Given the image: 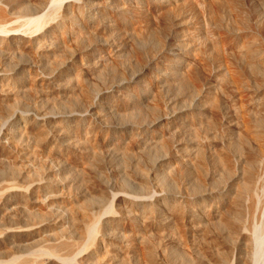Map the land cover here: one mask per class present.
<instances>
[{"label":"bare ground","instance_id":"6f19581e","mask_svg":"<svg viewBox=\"0 0 264 264\" xmlns=\"http://www.w3.org/2000/svg\"><path fill=\"white\" fill-rule=\"evenodd\" d=\"M0 1L10 5H0V72L14 74L0 77V121L15 117L0 137V264H264V157L254 151L247 133L239 140L235 133L234 143L218 154L180 144L182 163L176 166L160 140L165 133L159 132L160 138L146 125L129 133L146 166L134 163L133 174L115 171V157L105 158L98 145L82 138L99 132L106 149L132 165L135 149L126 150L124 141L120 145L118 133L134 126L142 104H151L146 87L107 90L102 108L88 104L89 120L52 117L81 109L67 84L77 71L57 57L56 36L69 29L70 20L89 26L103 18L110 24L109 16L75 8L39 33L19 34L31 7L42 10L47 0ZM107 2L126 11L125 0ZM250 54L255 58V51ZM39 66L53 76L42 78L35 70ZM261 69L264 75V64ZM30 81L40 95L33 86L25 90L27 85L31 90ZM17 108L37 116H19ZM111 114L113 127L107 131ZM251 115L264 136V97ZM197 117L184 113L178 119L194 138ZM46 151L55 164L44 158ZM63 183L76 194L63 189ZM154 188L159 195L149 200ZM113 189L117 211L109 213ZM13 205L16 211L8 213Z\"/></svg>","mask_w":264,"mask_h":264},{"label":"rangeland","instance_id":"374dc122","mask_svg":"<svg viewBox=\"0 0 264 264\" xmlns=\"http://www.w3.org/2000/svg\"><path fill=\"white\" fill-rule=\"evenodd\" d=\"M19 1L27 3L28 0ZM47 2L42 10L31 7L22 19V27L15 33H39L66 13H73L75 8L99 16L106 13L111 20L109 24L101 18L89 26L80 20H70L67 22L69 29L56 36L59 42L56 41L57 57L70 61L77 71L70 74L67 84L76 106L81 109L72 113L57 111L52 115L54 119L78 115L92 119L93 114L88 109L91 101L102 108L107 90L113 94L114 87L132 89L141 85L146 87L151 104L141 105L132 128L119 130L117 141H124L122 146L126 150L132 152L137 146L129 133L147 125L158 134L165 133L159 134L160 138L164 136L160 140L168 152V159L176 166L182 163L178 161L180 144L194 152L205 148L208 153L218 154L226 145L234 143L237 132L238 140L242 132L247 133L254 151L264 157V136L258 133L257 122L251 115L255 103L264 97L261 71L264 64V0H125L126 11L110 5L107 0H96L95 6L87 0ZM0 5L10 8L6 2L0 1ZM251 50L255 51V58L251 56ZM31 67L34 71L33 64ZM35 70L42 78L53 76V71H47L44 66ZM13 75L8 71L0 72L2 78ZM29 83L34 91L28 85L25 90L40 95L32 81ZM95 89L97 92L94 93ZM18 92L17 96L27 99L25 91H22L25 95L20 94L21 90ZM180 113L198 114L195 138L189 128L187 131V127L180 124ZM16 114L26 118L37 116L34 111L24 108H17ZM7 118L0 121V137L14 123L15 117ZM156 119L157 125H153ZM113 121L111 114L104 129L112 128ZM171 129L174 131L168 133ZM96 133H91L94 137L90 134V139L87 133L82 139L94 147L98 145L105 158L115 157V171L130 169L133 174L135 164L146 166L138 146L132 152L130 166L127 159L107 150L99 132L100 139L97 137L96 142ZM123 138H127L126 141ZM28 140L30 142L26 137L24 142L29 145ZM49 155L46 151L43 156L55 164L54 157ZM86 159L89 162L91 155ZM111 172L113 170L108 169L107 173ZM62 188L76 194L69 184L63 183ZM112 192L115 198L108 205L109 213L117 211L118 194L114 189ZM158 195L154 188L149 200ZM7 211H16L15 205Z\"/></svg>","mask_w":264,"mask_h":264}]
</instances>
